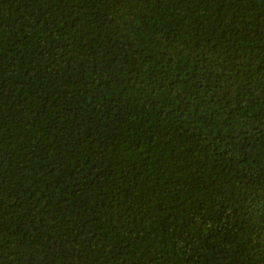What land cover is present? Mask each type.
Segmentation results:
<instances>
[{
    "label": "trees",
    "instance_id": "1",
    "mask_svg": "<svg viewBox=\"0 0 264 264\" xmlns=\"http://www.w3.org/2000/svg\"><path fill=\"white\" fill-rule=\"evenodd\" d=\"M0 264H264V0H0Z\"/></svg>",
    "mask_w": 264,
    "mask_h": 264
}]
</instances>
